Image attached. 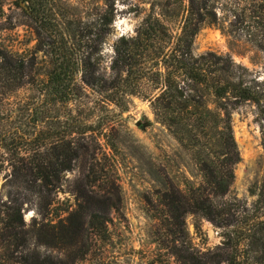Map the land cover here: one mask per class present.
<instances>
[{"label": "trees", "instance_id": "obj_1", "mask_svg": "<svg viewBox=\"0 0 264 264\" xmlns=\"http://www.w3.org/2000/svg\"><path fill=\"white\" fill-rule=\"evenodd\" d=\"M101 1L103 8L92 20L96 32L86 38V43H92L87 44L89 50L85 52H81V38L73 20L54 10L55 0L16 1L19 7L25 5L23 10L34 22L38 44L44 45L51 66L41 82L42 96L37 106L20 99L10 102L13 94L28 83L27 67L17 54L0 48V168L6 162L13 175L31 183L28 188L32 191L34 187L47 191L57 187L80 150L70 136L84 134L89 126L68 117L45 119L46 109L72 101L82 105L86 88L101 96L106 109L110 104L125 109L132 96L140 95L141 85L147 84L151 94L144 97L154 118L190 152L201 176L197 186L187 182L184 191L170 185L160 192L155 243L163 254L158 253L151 264H253L239 253L247 237L236 236L231 230L223 232L222 245L214 251L195 250L184 216L194 213L219 227L231 225L226 218V203L220 200L232 183L233 168L239 161L231 112L245 101L264 100V90L245 81V68L229 56L212 51L195 55L193 40L203 26H213L228 39L264 53V0H187L180 31L175 35L166 23L175 9L169 10L168 3H153L135 34L122 35L113 44L110 78L97 72L94 56L112 31L116 0ZM207 96L213 108L208 106ZM44 138L49 142L43 150L19 152L22 144L33 142L38 147ZM21 206L18 200L0 204V264H64L51 255L24 251L26 240L19 236L25 225ZM89 225L98 234V217L93 215ZM73 230V225L68 226L66 238L56 236V243L65 246L64 239L72 243ZM73 258L68 257L70 263Z\"/></svg>", "mask_w": 264, "mask_h": 264}, {"label": "rangeland", "instance_id": "obj_2", "mask_svg": "<svg viewBox=\"0 0 264 264\" xmlns=\"http://www.w3.org/2000/svg\"><path fill=\"white\" fill-rule=\"evenodd\" d=\"M16 1L0 0V48L24 60L28 83L13 94L10 102L20 99L37 106L42 96L41 82L51 66L50 56L44 45L38 44L34 22L23 10L25 5L19 7ZM156 2L175 9L166 23L174 35L179 33L187 0H116L112 31L94 56L97 72L103 77H112L115 41L120 35L133 36ZM54 4L57 13L73 20L80 34L81 52L89 50L87 44L92 41L86 43V38L96 32L92 20L101 12L102 1L55 0ZM192 51L195 55L212 51L229 56L245 68V81L264 90L262 51L228 39L213 26L198 31ZM85 91L82 105L72 101L45 111V119L68 117L89 126L84 134L70 136L80 150L57 187L49 191L34 187L32 191L28 188L31 183L13 175L5 162L0 168V204L21 202L25 225L19 236L26 240V253L51 255L64 264H151L158 253L163 254L155 243L160 192L170 185L184 191L187 182L197 186L201 176L190 152L154 118L144 97L151 94L150 86L142 84L140 95L132 96L125 109L113 104L106 109L99 94L89 88ZM206 98L213 108L211 97ZM231 126L239 161L233 168L232 183L220 199L226 203V218L231 225L219 227L205 217L186 213L185 228L193 248L200 252L221 246L226 230L247 237L239 253L253 264H264V100L239 104L231 112ZM48 142L44 138L38 147L33 142L22 144L19 152L43 150ZM93 215L101 222L98 234L89 225ZM72 225L73 242L64 239L65 246L57 244L56 236L66 238L65 229ZM70 255L74 256L71 263Z\"/></svg>", "mask_w": 264, "mask_h": 264}, {"label": "water", "instance_id": "obj_3", "mask_svg": "<svg viewBox=\"0 0 264 264\" xmlns=\"http://www.w3.org/2000/svg\"><path fill=\"white\" fill-rule=\"evenodd\" d=\"M120 36H122V35H120Z\"/></svg>", "mask_w": 264, "mask_h": 264}]
</instances>
